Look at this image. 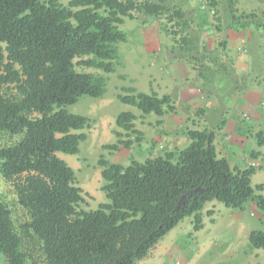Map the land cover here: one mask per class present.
<instances>
[{"label": "trees", "instance_id": "trees-1", "mask_svg": "<svg viewBox=\"0 0 264 264\" xmlns=\"http://www.w3.org/2000/svg\"><path fill=\"white\" fill-rule=\"evenodd\" d=\"M227 4L231 24L264 29L255 13L237 15L234 0ZM209 6L216 9L218 1L210 0ZM170 11L167 0H71L67 5L0 0V136L20 137L0 148V175L28 216L17 227L9 204L0 198L2 264H32L25 239L37 241L43 264H138L186 218H194L195 231L203 229V210L210 202L236 210L251 202L264 212V185L252 186L256 167H232L219 157L211 130H191L186 148L166 156L153 151L128 166L100 158L101 191L109 203L97 210L81 208L83 190L58 153L79 154L88 137L78 132L90 129L91 120L67 108L83 96L102 98L106 78L76 66L114 73L118 45L128 40L120 28L125 19H155ZM185 17L176 8L169 21L187 28ZM124 91L133 94L119 100L143 115L163 117L176 110L169 95ZM136 119L132 112L119 114L116 125L125 134L116 131L118 142L105 148L141 143ZM257 135L264 145L263 133ZM249 246L264 250V231H252Z\"/></svg>", "mask_w": 264, "mask_h": 264}, {"label": "rangeland", "instance_id": "rangeland-1", "mask_svg": "<svg viewBox=\"0 0 264 264\" xmlns=\"http://www.w3.org/2000/svg\"><path fill=\"white\" fill-rule=\"evenodd\" d=\"M69 1L71 0H61V3L67 5ZM217 1L218 7L212 13L210 0H167V6L171 11L165 16L148 19L139 15L135 20L126 19V24L120 28L127 34L129 40L118 45L119 60L114 73L105 74L76 66L79 72L101 74L106 78V93L102 98L83 96L76 104L67 108L70 113L91 120L90 129L78 132L85 133L88 137L81 143L79 154L72 156L58 153V156L75 171L77 186L83 190L85 198L82 209L97 210L100 204L109 203L101 191L103 180L98 164L100 158L128 166L132 160L144 161L153 151L160 156L171 154L152 142H147L148 145L146 142L135 143L130 149L121 146L117 151L105 148L118 142L116 131L125 134L116 125L118 115L123 112H132L136 115V129L145 130L148 138L159 129L160 119L167 121L172 118L171 115L164 118L155 114L143 115L136 107L125 104L118 98L120 95L133 94L124 91L131 88L137 93H162V88L159 89L163 83L160 75L162 72L167 74V77L173 75L170 72V64H167L170 62L167 49L170 51V58L185 59L186 70L181 73L180 80H184L181 83L196 84L199 78V82L206 85L204 90L207 94H212L210 91L215 92L213 96L210 95L209 100L217 101L221 98L224 100L229 97L238 104V110H244L245 104L236 101L237 92L232 94V90L234 88L241 90V94L244 91L250 94L249 105L251 107L254 104L252 108L255 109L256 120L241 121V127L245 131L243 139L245 148L229 150L228 157L232 167L237 166L241 169L256 167L252 186L256 189L258 185H264V145H260L257 135L262 132L264 136V29L258 30L253 25L248 29L234 26L237 31H229L227 26H230L231 22L227 0ZM176 8L184 11L185 20L189 24L187 28L176 26L178 20L169 21V16ZM234 9L237 15L255 13L259 20L264 22V0H234ZM145 24L149 29L148 34L141 40L137 38L135 29ZM153 33L158 43L162 44L157 55L156 49L152 52L153 55L148 54L145 49L146 41L148 39L153 41L150 39ZM241 36H248V42L240 43ZM184 38L190 43L185 44ZM188 69L189 77L186 76ZM200 76L203 78L200 79ZM186 78L189 80L186 81ZM213 79L215 82H212ZM209 85L213 87L209 88ZM254 97L256 99H253ZM218 112L213 113V117H216L215 114ZM180 115L185 118L189 113L181 107ZM228 120L234 123L232 118ZM195 121L203 123L201 117H197ZM19 138L0 136V148L17 142ZM123 139L127 137L124 136ZM219 151L222 152L220 148ZM239 153L245 157L238 160V157H241ZM261 194L264 195V192ZM0 198L9 204L17 227L27 221L26 211L18 205L12 187L3 178H0ZM209 211H213V214L209 215ZM194 225L193 217L183 220L161 240L146 259L138 264H264V250L251 249L249 246L250 233L255 230L264 231V212L255 204L250 202L243 210H236L220 202H210L203 210V229L195 231ZM25 249L32 256V264H43L36 240L25 239Z\"/></svg>", "mask_w": 264, "mask_h": 264}, {"label": "crops", "instance_id": "crops-1", "mask_svg": "<svg viewBox=\"0 0 264 264\" xmlns=\"http://www.w3.org/2000/svg\"><path fill=\"white\" fill-rule=\"evenodd\" d=\"M213 10L211 11V13L213 12ZM126 22L127 21L125 19V23L123 25H125ZM232 25L233 24H231L230 26H227V29L229 31L235 30L233 28L234 25L233 26ZM148 30H149L148 26L145 24L142 27H137L135 29V34L136 36L138 35L137 38H141V40H144V38L146 37V34H148ZM235 31H237V29ZM154 36H155L154 33L151 34L150 39H152L153 41H149L148 39L146 43L144 41V43L146 44L144 45H145V49L147 50V53L149 52L148 54L153 55L152 52H155L154 50L156 49L155 54L157 55V53H159V49L162 44H160V42L158 43V41L156 40V38H154ZM248 40H249L248 36L246 37L241 36L240 43L244 41L248 42ZM229 42L230 43L232 42V37L229 39ZM166 53L170 61V62H167V64H170V67H171L170 72L173 75L170 77H167V74L162 72V74L160 75L161 77L160 80H162L163 83L159 87V89L162 88L161 90L162 93H156V94H158L160 97L163 95H169L172 97L173 102L175 103V107H176V110L174 112L175 114L170 113V114L163 116L162 118L166 116L170 117L171 115L172 118H169V120L167 121H165L164 119H160L159 121L161 122H158L159 129H157V131H154L151 134V136H149V138H148V135H146L145 130L139 129V131L143 133V140L141 144L143 142H146V145H148L147 142H152L156 145L158 144L157 146L161 147L163 150L165 149L167 152L177 153V151L186 148L190 144L191 141L188 136L189 131L191 130H199V131L211 130V131H214L216 135L215 146H216L219 157H224L228 159L231 164V160L228 157V152H230L231 150H235V151L239 149L242 150L243 149L242 147L245 148V142H243L245 131L241 127L242 126L241 121H247V122L251 121L252 122L256 120V117H254L255 109L252 108L254 104L251 107L249 105L250 94L247 93L246 91L242 92L241 94L240 93L241 90L240 91L238 89L236 90L231 86L233 88L232 94H234L233 92H237L236 101H239V102L241 101L243 104H245L246 108H244V110L243 109L238 110L239 109L238 104L232 101L229 97H227V99H224V100L221 98V100L218 99L217 101L216 100L211 101L209 100L210 95L213 96L215 92L213 93V91H210L209 93H212V94H207L206 90H204L206 85L204 86L202 83H200L199 78H197V80L194 79L196 80L197 85L195 83H190L189 85H186V83H183V84L181 83L184 81V80H180L181 73L183 74V71L186 70V66L184 62L185 59L170 58L169 57L170 51H168V49ZM189 74L190 73L188 69V74L186 73V76L189 77ZM201 78H203V76H200V79ZM188 80L189 79L186 78V81ZM212 82H215V80L213 79ZM173 87L175 88V90H173ZM211 87L213 86H210L209 88ZM253 99H256V98L254 97ZM181 107L185 108L186 112L189 113V115H186L185 118L181 117V115L179 116V111L181 110ZM217 111L219 112L215 114L216 117H213L214 116L213 113H216ZM198 114H200V116ZM177 115L179 117H176ZM197 117H201L203 123H201V121H195ZM230 118L234 120L233 124L230 123V121L228 120ZM219 148L222 150V152L219 151ZM239 152H242V151H239ZM239 154H241V157L240 158L238 157V160L243 159V157H245L243 156L242 153H239ZM149 156L150 154L148 155V157ZM0 178H3V177H0Z\"/></svg>", "mask_w": 264, "mask_h": 264}, {"label": "water", "instance_id": "water-1", "mask_svg": "<svg viewBox=\"0 0 264 264\" xmlns=\"http://www.w3.org/2000/svg\"><path fill=\"white\" fill-rule=\"evenodd\" d=\"M199 191H201V188H198V189L196 190V192H199ZM183 201H184V197L180 200V202L178 203L176 209H178V208L180 207V205L183 203Z\"/></svg>", "mask_w": 264, "mask_h": 264}, {"label": "built area", "instance_id": "built-area-1", "mask_svg": "<svg viewBox=\"0 0 264 264\" xmlns=\"http://www.w3.org/2000/svg\"><path fill=\"white\" fill-rule=\"evenodd\" d=\"M203 9L205 8V7H202Z\"/></svg>", "mask_w": 264, "mask_h": 264}]
</instances>
